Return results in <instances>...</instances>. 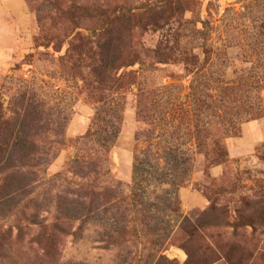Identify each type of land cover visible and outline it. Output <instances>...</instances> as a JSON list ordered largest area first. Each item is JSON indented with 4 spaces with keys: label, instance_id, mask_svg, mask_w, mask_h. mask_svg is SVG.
Listing matches in <instances>:
<instances>
[{
    "label": "rangeland",
    "instance_id": "1",
    "mask_svg": "<svg viewBox=\"0 0 264 264\" xmlns=\"http://www.w3.org/2000/svg\"><path fill=\"white\" fill-rule=\"evenodd\" d=\"M111 20L122 29L106 36ZM129 53L138 64L113 76L134 77L103 83V60ZM166 86L172 103L149 118L142 93ZM229 98L260 117L227 131L229 110L215 119L205 103ZM112 119L119 134L106 147L97 134ZM14 126L35 144L9 145ZM167 133L192 174L158 182L165 173L150 169L156 181L135 182L136 158L172 147ZM34 213L43 229L28 224ZM15 215L30 231L0 264H54L34 252L52 240L56 264H264V0H0V241ZM185 223L198 229L192 243Z\"/></svg>",
    "mask_w": 264,
    "mask_h": 264
},
{
    "label": "trees",
    "instance_id": "2",
    "mask_svg": "<svg viewBox=\"0 0 264 264\" xmlns=\"http://www.w3.org/2000/svg\"><path fill=\"white\" fill-rule=\"evenodd\" d=\"M105 15H107L108 18H111L114 14L113 13H105L103 12ZM101 15V14H100ZM123 24L122 21L118 20L117 24L113 25L114 20H111V23L109 25V27L107 29H105V35H110L112 32V36L114 35V33H118L122 28H119V24ZM133 29L131 28L130 32H132ZM118 41H116L117 43ZM113 42L110 40V38L108 40H106L105 43H103V45H99V49H105L107 47H109ZM119 45H122V43H119ZM131 47V45H129ZM128 49V46H127ZM131 49V48H129ZM130 54V53H129ZM122 55L120 57L117 58V60L113 63V64H108L106 60H103L105 63L103 64L102 68L105 69L104 70V74H102L103 76V83H115V84H121L124 82V80L126 78L130 79L132 77H134L135 73H124L122 74L118 79L115 77L114 78V74L117 75V73L119 74L120 71L124 70V69H128L130 67H134L138 64V62L140 61V58L137 54H130V55ZM158 56V55H157ZM155 56L156 58H153V60L157 59L158 57ZM181 60L184 62L185 65L188 66V68L190 69V72L194 71L195 67H197V58L196 57H192L189 56L187 54H185ZM101 61V62H103ZM162 64H164V62H166V60H161ZM159 64L161 62H158ZM194 73V72H193ZM174 89V87L172 86H166V87H162L160 89L151 91V92H144L142 93V109L143 110H149V107L147 104V102L145 101V99H147L150 104L154 107V109H152L153 111L151 112V115L149 114V118L151 116V118H153L155 120V117H157L158 114H161L163 112L162 109H165L166 105H170L172 103V97L170 96L172 94V90ZM190 97L193 99V107H197V104L200 103V95L198 92V88H196L195 84L192 85L191 87V94ZM182 101V100H181ZM226 103V104H225ZM223 104V101L221 102L222 104V108L216 107V102L210 105H207L205 103L206 106H208L209 110L215 112L214 118L218 119L220 118L219 111H222L224 108H226L227 110H229V112L227 113L228 115H232L233 118L232 120L229 122L228 125V129L227 131L232 132V131H236L238 129V127L244 123L250 122L252 120H255L256 116L260 117V113L261 110L259 112L258 109L256 108H251L245 104H240L239 102H235L232 100V98H229L228 101H226ZM239 103V104H237ZM259 107V106H258ZM246 110H243V109ZM144 111V112H147ZM195 111V110H194ZM150 112V111H149ZM23 125V124H22ZM118 125V120L117 122L112 119V121H110L108 123L107 129L104 130L103 132L100 134V132L97 135H100V139L103 141V145L107 147L108 143L113 142L114 140L117 139L118 134H119V129L116 127ZM17 127L14 126V129L12 131V133L9 135L8 138V143L9 145L13 144V146L16 145H22V146H27L28 144L32 145L33 143L35 144V140H33L31 137H26L25 135H22L20 132L17 133V135H15V131H16ZM233 132V133H234ZM90 135L91 132H90ZM151 136V135H150ZM201 136V135H200ZM206 139V137H204ZM204 138H197L198 141H202L201 142V147H204L206 145V141ZM137 139H140V135H138ZM163 144L167 145V146H172L169 148H165L164 150H160V154L159 156L156 155L154 157H151V150L146 151L145 153H143L142 155L138 156L136 158V165H135V178L134 181L135 182H150L152 179L153 181H156V178L153 176V174L151 173V170H157L158 173L162 170L163 173L162 175H157L158 177H160L158 179V182H168L167 179V175L169 176V170H171V173H175L173 174V176L178 175L179 177V182H185L190 175L193 172V168L191 166V160L190 158H188V155L185 154L183 151L178 150L175 148V145H177V141H179L175 136H170L168 133L166 134V139L163 138L162 139ZM154 142V141H153ZM153 145H156L153 143ZM151 145V147L153 146ZM218 150L221 153H224V150H222V148L219 146ZM223 151V152H222ZM36 155L35 152H29L27 153L23 158L25 161V164H29L32 160V158ZM158 162V164H156ZM164 163L163 166H161V164ZM25 166V165H24ZM157 173V174H158ZM17 192V190L15 189L13 191L12 195ZM15 197V196H13ZM15 200V199H13ZM177 199L174 198L173 196H171L170 199L167 200V211L168 212H177L178 208H177ZM28 209V208H27ZM80 214V212H79ZM24 215L27 217L26 211L24 213ZM78 214L68 218L69 223H71V225H73L76 222H80L84 220V217L80 214V216H77ZM170 216V215H169ZM16 219L14 220V223L12 226H10V228L8 229V231L5 234V238L0 241V249H1V253H0V257L5 260L6 257H10L13 258L15 256L16 253V246L18 244H24L23 243V235L25 234V231H28V227H26L24 225V220H19L17 219V215H15ZM31 220L30 222H28V224L30 226H38L40 228H44V223L42 221H38L37 219V215L34 213L30 216ZM167 225H170V223H168ZM186 226L182 227V231L185 234H189V243H192L194 241V238L196 236H198V229L195 225H190V228L187 223H185ZM186 228V229H184ZM15 231L18 232V236L14 237V233ZM30 231V230H29ZM117 234H120L119 231H115V229L111 230V233L107 236L108 239L112 240V244L111 245H115L116 244V237ZM77 235V234H74ZM40 238H44L43 236ZM22 243H21V242ZM29 251H34V250H30V248H28ZM190 257L191 256V251L189 249H187ZM37 254V257L43 258L46 257L49 254H52L55 258V261L53 262L54 264H56L57 260H56V255H58V251L56 248V241L52 240V244H51V248H49L47 251H45V255L41 256L39 255L38 251H34ZM164 260V259H163ZM163 260H159L157 264H161V261ZM52 263V262H51ZM166 263V262H164ZM72 264V263H71ZM76 264H83V263H76ZM169 264H172L169 261ZM195 264H199V263H195Z\"/></svg>",
    "mask_w": 264,
    "mask_h": 264
}]
</instances>
